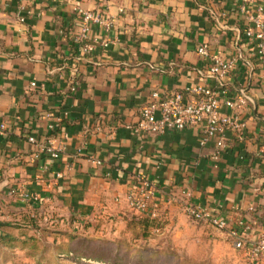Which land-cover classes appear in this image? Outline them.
Returning <instances> with one entry per match:
<instances>
[{"label":"crops","instance_id":"0c3cea01","mask_svg":"<svg viewBox=\"0 0 264 264\" xmlns=\"http://www.w3.org/2000/svg\"><path fill=\"white\" fill-rule=\"evenodd\" d=\"M238 3L0 0V216L36 209L72 224L146 221L158 225L150 233L188 251L211 242L234 248L229 233L238 220L257 223L244 231L248 246L264 239V67L242 34ZM75 9L112 20L108 28L91 26L88 35L89 42L106 47L96 44L87 54L75 42ZM201 44L226 58L240 56L230 88L244 89L256 106L255 113L250 103L237 111L244 131L226 132L219 151L213 139L200 145L194 127L133 136L129 128L153 91L212 84L196 53ZM55 117L63 124L50 136L66 133L68 139L65 152L52 160L37 156L27 138L46 137ZM137 176L154 191L151 222L125 202ZM25 192L39 202L22 200ZM187 195L216 209L227 228L190 221L183 210Z\"/></svg>","mask_w":264,"mask_h":264},{"label":"built area","instance_id":"2783aa9c","mask_svg":"<svg viewBox=\"0 0 264 264\" xmlns=\"http://www.w3.org/2000/svg\"><path fill=\"white\" fill-rule=\"evenodd\" d=\"M238 11L243 17L242 34L245 40L252 45L258 64L264 67V1L239 0ZM78 16V32L75 42L82 46L85 53H92L96 44L106 47L104 42H89L90 27L100 25L108 28L112 20L102 19L99 14L75 9ZM22 21V20H21ZM196 53L207 63V74L211 85H197L186 88L182 92L163 93L153 91L147 103L139 110L137 122L129 128L135 137L161 136L166 133H180L188 128H197L200 132V145H205L210 139L214 140L217 151L225 148V133H242L245 123L237 116V111L246 106L248 101L239 95L238 90L230 88L233 73L240 60V56L223 57L219 52H211L207 45L201 44ZM34 86V84H32ZM241 90V89H240ZM244 90V89H243ZM56 124L47 126V136L37 139L33 136L27 141L35 147L36 154L44 155L57 160L65 152V142L68 135L63 133L60 138L50 137L56 128L63 124V119L55 117ZM5 132V124L0 123V135ZM36 156V157H37ZM98 163V162H97ZM59 178V175L57 176ZM137 187L125 197V202L137 213H147L149 217L156 218L149 212V201L154 197V191L147 180L137 176ZM14 191H11L13 194ZM188 200L183 204L185 215L196 223H202L217 230H224L228 223L219 215L216 209L200 205ZM22 200H29L33 204L39 202L37 195L22 193ZM257 223L253 221L251 226ZM230 231L233 247L241 250L247 264H264V239L247 245L244 231L251 226L242 221L235 224Z\"/></svg>","mask_w":264,"mask_h":264},{"label":"rangeland","instance_id":"374dc122","mask_svg":"<svg viewBox=\"0 0 264 264\" xmlns=\"http://www.w3.org/2000/svg\"><path fill=\"white\" fill-rule=\"evenodd\" d=\"M260 104L264 106L263 97H260ZM37 213V226L0 227V234L7 237L6 241L0 240V264H101L76 258L73 253H66L68 250L84 249L77 245V240H73V237L100 241L103 243L101 247L108 250L111 257L120 247L121 254L126 256L121 260V264H133L132 258L140 253L144 256L151 255L161 264H247L240 250L216 248L212 242L199 246L191 245L188 251L174 247L166 238L153 235L150 228L146 229V236H142L143 228L136 221H129L131 224L127 225H110L101 219L86 223L78 219L72 224V221L69 223V218H57L53 226H49L44 223L43 212ZM21 217V214H1L0 221L8 222L11 218L17 219L16 223H19ZM47 219L54 218L48 216Z\"/></svg>","mask_w":264,"mask_h":264},{"label":"trees","instance_id":"16d2710c","mask_svg":"<svg viewBox=\"0 0 264 264\" xmlns=\"http://www.w3.org/2000/svg\"><path fill=\"white\" fill-rule=\"evenodd\" d=\"M259 1L262 2L264 0H259ZM235 6H236V8H238V4H235ZM230 87H232L233 89L235 88L234 86H231V85H230ZM50 137H54V136H50ZM21 216H22L20 219L21 221L18 220V221H20L19 223H21V224L16 223L17 219H11L10 218L8 222L7 221L6 222L0 221V227H3V226H11V227L16 226L17 227V226H30V225L37 226V221H38L39 215H38L36 209H32V211L30 212L29 215L21 214ZM16 218H18V217H16ZM47 218L48 217L44 218V221H45L44 223L46 225L48 224L49 226H53L55 221H57L59 219V218L57 219V217H53L54 219H52L53 220L52 221V220H49ZM143 218L150 221V222L152 220H154L153 218L149 217L148 215L147 216L145 215V217H143ZM10 220H12V221H10ZM129 224H131V223H129ZM139 225L142 226V228H143L142 236H146V229L147 228H150V227L157 228L158 227V225H156L155 223L150 224L149 222H146V221L139 223ZM86 226L87 225H85V228H86ZM72 239L77 240L76 241L77 245H79L81 248H84L82 251H80L79 249H73V250L66 251V253H73L76 258L95 262V263H101V264H121V260L126 257L125 255L121 254L122 250L120 249V247H118L115 250L114 256L111 257L108 250L103 249L101 247L103 243L101 244V242L98 240L92 241V240L86 239V238L75 239L74 237ZM0 240L6 241L7 237H4V236H2V234H0ZM30 240L33 241V239H30ZM104 244H107V242H104ZM63 253H61V254H63ZM142 253H144V252H142ZM132 259H133V264H161L156 259H153L151 257V255L150 256H144V255H141V253L134 256Z\"/></svg>","mask_w":264,"mask_h":264},{"label":"water","instance_id":"95a60500","mask_svg":"<svg viewBox=\"0 0 264 264\" xmlns=\"http://www.w3.org/2000/svg\"><path fill=\"white\" fill-rule=\"evenodd\" d=\"M238 93L240 96H242L243 98H245L248 103H250L253 107V111L255 113V110H256V106H255V102L252 100V98H250L248 95H246V91L241 89V90H238ZM262 120L264 121V118H262Z\"/></svg>","mask_w":264,"mask_h":264}]
</instances>
